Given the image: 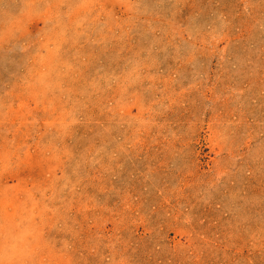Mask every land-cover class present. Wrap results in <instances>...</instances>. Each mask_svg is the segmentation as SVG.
I'll list each match as a JSON object with an SVG mask.
<instances>
[{
  "label": "rangeland",
  "instance_id": "obj_1",
  "mask_svg": "<svg viewBox=\"0 0 264 264\" xmlns=\"http://www.w3.org/2000/svg\"><path fill=\"white\" fill-rule=\"evenodd\" d=\"M0 264H264V0H0Z\"/></svg>",
  "mask_w": 264,
  "mask_h": 264
}]
</instances>
